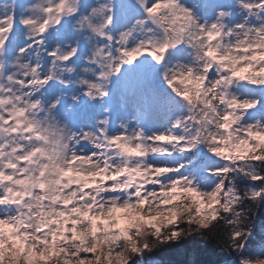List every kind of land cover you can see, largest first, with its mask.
Instances as JSON below:
<instances>
[{"label":"snow or ice","instance_id":"1","mask_svg":"<svg viewBox=\"0 0 264 264\" xmlns=\"http://www.w3.org/2000/svg\"><path fill=\"white\" fill-rule=\"evenodd\" d=\"M0 264H264V0H0Z\"/></svg>","mask_w":264,"mask_h":264},{"label":"trees","instance_id":"2","mask_svg":"<svg viewBox=\"0 0 264 264\" xmlns=\"http://www.w3.org/2000/svg\"><path fill=\"white\" fill-rule=\"evenodd\" d=\"M197 245L195 244V242H189V244L187 245V247H196ZM211 248L208 249V258H211Z\"/></svg>","mask_w":264,"mask_h":264}]
</instances>
